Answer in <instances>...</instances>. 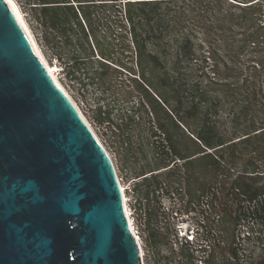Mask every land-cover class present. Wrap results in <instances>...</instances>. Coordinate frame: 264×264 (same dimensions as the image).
Returning <instances> with one entry per match:
<instances>
[{"label": "trees", "instance_id": "trees-1", "mask_svg": "<svg viewBox=\"0 0 264 264\" xmlns=\"http://www.w3.org/2000/svg\"><path fill=\"white\" fill-rule=\"evenodd\" d=\"M16 1L44 53L72 80L95 63L100 83L146 84L165 104L146 89L151 111L135 103L114 118L93 108L121 167L136 170L140 206L182 195L208 215L205 238L189 235L158 262L264 264V0ZM198 42L207 49L202 59ZM126 54L139 78L107 80L109 70H126ZM157 238L149 229L151 248Z\"/></svg>", "mask_w": 264, "mask_h": 264}, {"label": "water", "instance_id": "water-1", "mask_svg": "<svg viewBox=\"0 0 264 264\" xmlns=\"http://www.w3.org/2000/svg\"><path fill=\"white\" fill-rule=\"evenodd\" d=\"M114 165L0 0V264H143Z\"/></svg>", "mask_w": 264, "mask_h": 264}, {"label": "rangeland", "instance_id": "rangeland-1", "mask_svg": "<svg viewBox=\"0 0 264 264\" xmlns=\"http://www.w3.org/2000/svg\"><path fill=\"white\" fill-rule=\"evenodd\" d=\"M13 1L19 6L16 0ZM19 9L31 30L26 14L20 6ZM118 31L119 28L117 26H111L109 40H112L115 44H117V42H114L115 35ZM31 32L33 34L32 30ZM33 36L49 65L55 67L59 81L97 132L99 138L113 159L121 183L126 190L128 206L132 214L134 227L142 242L145 264H162V262H158L160 259L158 253L160 256H172V253H178L182 243L185 242V239H187L189 235L191 237L195 236L199 240L205 238L204 236H207L209 230L208 227H205V225L202 227L201 224L205 219L204 217H208V215L203 214L204 207L199 202L190 203L189 198H183L182 195L176 196L174 200H171L169 196L165 195L162 198L161 206L157 205L155 202L150 203V205L144 202L142 206L138 204L137 193H135L136 184L139 182L135 179L134 173L136 170L133 168L123 169L121 167L122 164L119 160V155L110 143L109 133L102 125L96 122L94 116L93 108L95 106H104L106 108L105 110L110 112L111 116L114 118H121L123 115L122 113L135 103L144 104L148 111H151L152 109L149 100L151 98H148L146 89L147 91L149 90L153 97L157 99L163 107H166L163 101L153 93L146 84H144L143 88H140V86L137 87L136 83L132 81L126 82V85L113 87H109V81L106 84L100 83L97 79V76L99 75L94 72L98 67L95 63H90L86 71H80L74 76L76 80H72L65 74L62 63L52 58L50 55H46L34 34ZM197 50L202 59V56L205 55L207 49L201 44V42H198ZM242 59L245 61L247 60V57L244 56ZM120 61L125 65L126 70H123V72L120 73L116 70H109L108 74L105 76L107 80L113 75L119 76L121 74H123L122 76L124 79L139 78V72L136 68L137 60L134 55L126 54L120 59ZM219 61V63L222 62V57H219ZM199 65H196L195 69H198ZM100 73L101 72H99V74ZM147 77L149 79L150 76L147 75ZM139 81L141 82L142 80ZM121 86H123V88ZM126 93H130V97L127 98L125 96ZM157 93L162 96L166 93V90L162 86H159ZM172 107L178 108L177 103L172 101ZM179 207H183V210L185 211L187 208L188 212L184 211L181 215H177L176 213L171 214L173 209ZM205 222L206 225H211L212 218L205 220ZM149 229H154L158 234L157 240L161 241L156 249L151 248L149 245ZM262 238H264V234H262Z\"/></svg>", "mask_w": 264, "mask_h": 264}, {"label": "bare ground", "instance_id": "bare-ground-1", "mask_svg": "<svg viewBox=\"0 0 264 264\" xmlns=\"http://www.w3.org/2000/svg\"><path fill=\"white\" fill-rule=\"evenodd\" d=\"M10 5L13 7L20 23L22 24V26L24 27V29L26 30L27 34L29 35L33 45L35 46L38 54L40 55L45 67L47 68L48 72L50 73L51 77L53 78V80L55 81V83L57 84V86L61 89V91L68 97V99L71 101V103L74 105V107L76 108V110L78 111V113L80 114V116L84 119V121L87 123V125L91 128V130L93 131V133L96 135L97 139L100 141V143L102 144L104 150L106 151V153L108 154L109 158L111 159V162L114 164L113 162V159L111 158L109 152L107 151L106 147L104 146L103 142L101 141V139L99 138L97 132L94 130V128L91 126V124L89 123V121L86 119V117L84 116V114L82 113V111L80 110V108L78 107V105L75 103V101L73 100V98L70 96V94L66 91V89L63 87V85L61 84V82L59 81L58 77H57V74H56V69L54 66H51L49 65V63L47 62V59L45 58V56L43 55V53L41 52V50L39 49L34 37H33V34L30 30V28L28 27L26 21L24 20V17L19 9V6L15 3V1L13 0H7ZM115 167V165H114ZM115 170H116V175H117V179H118V182H119V185H120V188H121V192H122V196H123V202H124V206H125V210H126V213H127V216H128V219L130 221V224H131V228L133 230V233L141 247V253H142V261H143V264H145V261H144V251H143V246H142V242H141V239L139 238L138 236V233L136 232V229L134 227V224H133V219H132V214H131V211L129 209V206H128V200H127V196H126V190H125V187L123 186V184L121 183V180L119 178V175L117 173V169L115 167Z\"/></svg>", "mask_w": 264, "mask_h": 264}]
</instances>
